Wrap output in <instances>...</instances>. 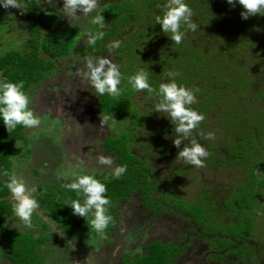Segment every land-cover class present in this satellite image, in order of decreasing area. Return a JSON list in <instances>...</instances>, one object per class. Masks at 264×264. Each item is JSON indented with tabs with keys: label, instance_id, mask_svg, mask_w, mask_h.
<instances>
[{
	"label": "rangeland",
	"instance_id": "1",
	"mask_svg": "<svg viewBox=\"0 0 264 264\" xmlns=\"http://www.w3.org/2000/svg\"><path fill=\"white\" fill-rule=\"evenodd\" d=\"M42 3L53 6L54 9L61 14L60 27H65L67 25L78 26V32L81 34V37L77 44V48L84 46L88 42V33L86 32L87 23L85 22L87 17L77 12L78 18H66L62 14L63 0H52V3H48L44 0ZM20 12V9L12 7L5 9L4 7H0V54L19 46L25 37V26ZM218 32V28L216 30H210V34L216 35L215 38L218 37ZM222 37L223 36L220 35L219 41H224ZM249 43H251V45L249 44L247 49L242 50L238 55L241 61L245 59L246 56H250V46L253 47L251 48L253 51L252 58L256 61H264V49L261 48L255 40L250 42V38ZM155 45V43L151 42L140 54L147 55L150 52L155 53ZM122 47L125 54L123 53L121 58L123 62H130L131 68H128L126 66L127 64H124L122 67L124 71L121 73V83L119 85L121 94L115 96L118 100H121L122 103L119 104L120 107H117V109H102L100 114L95 113V108L97 106L96 99L97 97L100 99V95L95 94V90L78 74L87 71L85 67V59L87 56L85 54H73L69 57L58 59L56 61L55 72L43 79L30 91L29 108L34 114L39 116L41 125L38 129L25 128L26 140H20L16 143L15 153L11 157L10 167L11 177L15 175L17 178L23 179L27 187L36 188V192L32 194L35 199L39 194H41L42 197L49 194L53 196L57 194L59 196L62 192L66 191V186L74 181L75 176H73L72 173L83 175L106 170L109 172L107 176L112 175V169L105 168L104 166L102 167L97 160L98 156L108 154L106 151H103L104 149L100 145L101 140L106 136L136 134L137 144L133 148L135 150L138 148L142 154H149L150 156L152 154L153 156L154 151L150 149L154 146L153 144L150 146V136L152 135V127L149 126L150 119V124H152L153 127L163 126V121L161 122V120H163L162 117L166 116L154 111L155 105L160 100V97L155 93L149 94L147 91H142L135 92L134 95L130 97L126 96V92L128 93L129 88L131 92H134L128 80L135 75L134 72L131 71L135 58L134 51L131 48ZM166 48H168V46H166ZM171 50L174 49L171 48ZM243 54L244 56H242ZM172 55L173 58L174 55L176 56V60L181 64L180 66H182V69H184L183 65L185 66L186 62V65L191 67L193 64L198 65L200 61L198 59L199 57L197 58V56L189 54L187 55L189 58L183 57L186 62L183 61L182 64V57H179V52L172 51ZM100 57L111 59L119 67L118 61L120 60L113 54V51H109V46H107L96 58ZM159 60L161 61V58ZM163 60L164 57L162 58V61ZM148 64L153 65V62H149ZM197 65L190 68L192 70L186 71L185 75L183 74L184 78L182 73L181 75L175 76V78L188 81L193 78V73L196 74L197 71H195V69L198 68ZM250 65L252 66L253 63H250ZM230 67H227L224 73L220 75L222 81H225L224 79L227 78L229 81L227 93H225L226 97H222L223 94L219 93L221 90L215 92L211 90L207 94L208 98L204 99V106L207 108H215L208 113V122L206 123L207 127L210 129L207 133H213L215 138L207 139V143L211 149L215 146L216 141H222V144L228 145L229 150L233 149L232 145L236 147L238 146V142H234L233 139L229 137V134L236 131L237 133H241L240 138L242 141H245L249 153L242 155L241 160H237L235 164L237 168L236 171L229 167H227L229 171H226V168H223V170L220 169V171L226 175L225 178L220 176L216 170H205L203 173L204 182L208 185L213 184L215 187L220 185V181L224 179H229L230 181L233 180L234 177L235 182H233V189L238 190L233 191L232 195L225 199L221 205H216L215 202L210 199L207 200L206 196L201 195L203 193L199 191H196V195L192 201L184 200L182 197L177 196V192L181 191V188L179 189V185H177L178 183L170 179L165 183L167 188L166 192L156 193L154 195V201H160L161 203L165 202L163 205L167 209L162 208L164 209L162 214H157L154 217L150 216L149 219L144 218L142 222L138 223V221H140L139 215H145L150 212L155 204L152 205L153 202L149 199L150 196H145L144 205L146 208L139 207L141 201H139L137 194H135L132 196L130 202L126 204V207L118 203L112 204L115 225L110 230H107L104 237L96 233L90 238L81 234L76 236L69 235V233L63 230L64 227L62 228L58 225L57 220L50 214L48 208L38 201L39 208L33 213L31 228L26 227L15 214L7 220V226L17 232H30L34 235L46 234L49 237V241L41 244L38 248L43 264H120L122 262L121 256L125 253H127L129 257H136L143 253L146 245L145 241L150 242L155 239H160L162 241L167 240L166 234L170 233L166 227L167 222L171 223L174 220L175 224L178 225L180 230L175 231L171 238L174 241H180L182 239L181 223L184 218L182 213H188L194 218L200 215L202 217L201 219L204 218V220L207 219L211 221L212 224H218L220 229L225 223L223 220V215H225L230 218L227 223L231 224V228L234 227L236 223L232 221V218H234L237 213V199L244 195L243 192L241 196H238V192L242 185L251 182V176L248 177V174L251 175L250 172L255 158L250 155V151H258L256 156L260 162L258 170L264 171V89H261V91L257 90L258 92L255 91L257 88H264V79L259 77L257 73L255 76L256 88L251 90L249 83L252 77H250V73L246 70H238L239 72L237 71L236 73V70ZM254 71L256 72L257 70ZM210 72L211 71L206 70L202 72V74L206 75L210 74ZM197 74H199V72ZM207 76L208 75L205 77ZM123 78H127L128 80L124 81ZM231 80L232 82L230 83ZM186 87L188 88V86ZM156 90L158 91V89ZM232 93H243L247 96H245L246 99H243V102L240 103V107H238L237 102H235L237 98H232ZM248 98H250V100H248ZM256 100H259V102ZM128 101L130 102L128 103ZM218 107H220V110H217ZM97 116H102V118L107 116L109 119L102 124L100 119V125H98L99 129L96 131L95 127L97 126V119H99ZM216 121H218L219 127ZM168 122L170 121L164 120L165 124ZM214 129L218 134L214 133ZM255 129L258 134H255ZM158 137H160L159 134L155 136V141ZM149 149L150 151H148ZM82 151L87 153L84 159L80 156ZM129 151L132 153L131 149ZM111 155L112 154H110V156ZM80 161H82V163H79ZM127 163L126 160L123 161L124 165ZM154 163H157L156 160ZM78 164L79 166H77ZM165 165L166 164H157L159 168ZM118 166H120L119 163ZM64 173H68V175L65 176L63 175ZM185 173V164H180L178 168H174L171 171L172 176L184 175ZM186 178L180 180V186L184 190H190L192 187L195 188L198 182L193 180L190 181ZM242 178L248 180L242 183L240 182ZM188 186H190V188H188ZM248 189L247 187V189L245 188L244 190L248 192ZM196 190H198V188H196ZM261 191V197H263L262 199L264 200V188ZM8 198L12 201L14 207L15 201L11 193H9ZM78 200L83 203L84 197L81 195ZM65 201L67 205H69V200L67 198H65ZM157 205L158 204H156L155 208H157ZM247 211H250V208H247ZM132 213L134 215H132ZM258 221L259 226H261L262 223L261 230L264 233V222L260 218ZM137 223L143 225V231L137 227ZM200 224L203 229L200 240L208 245H220L222 238L206 231L209 226L206 228L204 223ZM149 233L154 234V236L148 238L149 240L143 239V237H145L144 234L150 235ZM261 237L264 238V235ZM112 239L116 241L119 239V242L112 243ZM195 240L198 241L196 244L198 245L200 241L198 238ZM117 243H120L119 246ZM112 253H114V256H112ZM203 253L202 251L198 255H194L198 264H203L201 260ZM185 259H187V256ZM0 264L10 263L0 256Z\"/></svg>",
	"mask_w": 264,
	"mask_h": 264
},
{
	"label": "trees",
	"instance_id": "2",
	"mask_svg": "<svg viewBox=\"0 0 264 264\" xmlns=\"http://www.w3.org/2000/svg\"><path fill=\"white\" fill-rule=\"evenodd\" d=\"M19 2L24 5L20 14L25 26V37L19 46L0 54V82H23L22 90L28 97L34 86L55 72L58 59L73 54L97 57L113 41L121 42L118 48L112 49L113 54L120 60L118 62L121 73L124 71L122 69L124 64L131 68L130 62H123L121 58L123 53L125 54L122 47L124 46L134 51L135 59L131 71L134 74L142 69L148 71V82L154 89H159L161 83L172 82V80L179 86L185 88L188 86V89L192 90L198 89L195 92L197 103L191 107L205 116V122H208V113L215 109L204 106V99L208 98L209 91L221 90L219 93L223 94L222 97H226L225 93H227L229 81L228 78L222 81L220 75L224 73L227 67L231 66L230 68L236 70V73L238 70L249 72L250 77H252L249 83L251 90L256 88L255 76L257 73L259 77L264 79V61H256L252 58L253 51L251 48L253 47L250 46V56H246L242 61L240 56L238 57L242 50H246L249 44L251 45L249 38L250 42L255 40L264 49V15L242 19L240 13L243 8L238 3L232 6L227 3V0H185V3L194 13L192 20L198 25V29L192 32L186 25H182L181 31L184 33V39L182 43L175 44L168 37L171 33H163L160 25L156 23V17H162L165 11L163 5L166 4L167 0H100L101 8L98 11L102 12L105 26L101 29L99 25L93 24L92 19L96 13H92L85 19L87 23L86 32L103 31L104 36L97 40L95 45H89L87 42L84 46L77 48L81 37L78 26L60 27L61 14L53 6L43 4L44 0H19ZM217 28L219 32L218 37L215 38L216 35L210 34V30ZM220 35L223 36L224 41H219ZM151 42L156 44L155 53L140 54ZM172 51L179 52V57H182V64L185 61L183 57H187L189 54L199 57V66L193 64L188 67L185 61L186 64L183 65L184 69H182L175 55L173 58ZM163 57L164 60L162 61ZM149 62H153V65L148 64ZM250 63L253 65L251 66ZM196 65L198 67L195 69L196 74L193 73V78L185 81L183 78L186 71L192 70L190 68ZM206 70L211 71L210 74H206L207 77L202 74ZM169 71L179 73V75L184 74L183 80L176 79L175 76L167 77ZM198 72L200 75L197 74ZM123 80L128 79L123 78ZM261 89L264 88H257L255 91L258 92L257 90L261 91ZM134 93L135 91L131 92L129 88L126 96H133ZM232 95V98H237L235 102H237L238 107H240L243 99H246V95L243 93H232ZM256 101L259 102V100ZM121 103L122 101L116 97L104 94L100 95V99L97 97L96 105L101 113L102 109H117ZM162 118L164 119V117ZM166 119L168 120V118ZM150 123L149 126L151 127ZM171 127L174 125L171 124ZM167 128L156 133L152 138V144L158 143L160 147L165 148L164 151H170V147H172L171 140L167 141L168 139H166ZM254 132L258 134L256 129ZM25 134V127L21 125L9 133L3 120L0 119V256L10 264H43L38 248L41 244L49 241V237L46 234L34 235L30 232H17L7 226V220L14 214L13 203L8 198L10 191L7 188V183L12 178L11 157L15 153L16 143L20 140H26ZM157 134L160 137L156 138L155 141ZM240 136L241 133L236 131L229 134L234 142H238L239 148L247 149L245 141H242ZM136 137V134L133 133L125 136L109 135L103 142V147L114 154L120 166H124V160L128 162L126 172L121 178L116 179L113 176L104 178L97 173H87V175H91L102 182L107 189L105 196L110 200V205L107 206V214L112 217V220L106 232L115 225L112 211L113 203L124 199L134 190H139L143 197L149 196L153 188L148 176V171L151 170L148 168L150 165L148 164L146 167L142 163L138 165V157L133 151L132 153L129 151L136 146ZM237 152L240 159H235L234 164L237 160H241L242 155L249 153L248 151ZM231 153L234 155V151ZM257 153L258 151H250V155L255 158L251 175L248 174V177L251 176V182L242 185L238 192V196H241L243 192L244 195L237 199V213L232 219L236 223L234 227L231 228V224L224 220L225 223L220 229L218 224H212L211 221L204 220V218L201 219L200 215L195 218L198 223H204L206 228L209 226L206 231L222 238L220 246L227 249L225 255L234 254L239 260L250 261V264H264V238L261 237L264 233L261 230L262 223L259 226L258 221L260 218L264 222V203L261 200V190L264 188V171L258 170L260 162L256 158ZM247 180L242 178L240 182L245 183ZM247 187L249 188L248 192L244 190ZM237 190L234 189V191ZM81 195L66 186V191L59 196L49 194L42 197L39 194L36 196V200L48 208L58 225L64 227L63 230L69 235L81 234L90 238L96 233L90 226V221L94 218V211L89 212L88 216L84 218L74 215L69 206ZM65 198L69 200V205H67ZM247 208H250V211H247ZM175 250V244L171 242L151 241L145 246L143 253L131 259L127 256L124 257L121 264H167L177 253Z\"/></svg>",
	"mask_w": 264,
	"mask_h": 264
},
{
	"label": "clouds",
	"instance_id": "3",
	"mask_svg": "<svg viewBox=\"0 0 264 264\" xmlns=\"http://www.w3.org/2000/svg\"><path fill=\"white\" fill-rule=\"evenodd\" d=\"M52 3V0H46ZM229 5L235 6L238 3L242 6L243 11L240 13L242 19H247L250 16L264 15V0H227ZM0 6L5 9L12 7L22 10L24 5L19 0H0ZM101 8L100 0H63L62 14L66 18H78L77 12L88 17L92 13L96 15L92 19V23L99 25L101 29L105 26L102 12L98 11ZM165 9L162 17H156V23L160 25L163 33H171L168 36L175 44L182 43L184 33L181 31V26L186 25L192 32L197 31L198 25L193 22L194 15L192 9L185 3V0H167L163 5ZM88 44L95 45L97 40L104 36L103 31L97 33H88ZM120 41H113L109 45V51L118 48ZM85 67L87 71L78 73L86 80L90 87L95 90V94L110 96H119L121 89V72L116 63L107 57H92L88 56L85 59ZM179 75L169 71L167 77L172 78ZM148 71L140 70L137 74L129 78V83L135 92L147 91L149 94L155 93L160 97L159 102L155 105L156 112L162 113L174 125L173 132L176 135L173 138V145L180 148L181 144L184 147L178 152L177 158L184 163L202 168L205 166L204 161L209 156L208 151L196 139L193 133H196L200 124L204 121L205 116L195 111L191 105L197 103L195 92L198 91L179 86L174 80L168 83H161L158 91L154 89L148 82ZM23 82L11 83L0 82V119L10 133L18 125L29 129H38L41 125L39 116L29 108V97L22 90ZM113 118V117H112ZM109 117L101 118V124L106 122ZM204 139H214L213 133L204 134L197 133ZM185 141H188L185 144ZM98 163L105 168L112 169L114 178L119 179L126 172L127 166L114 165V160L110 155H100L97 157ZM79 163H82L80 161ZM79 166V164L77 165ZM63 175H68L64 173ZM72 183L67 187L78 194H82L84 202L75 200L69 205L74 215L86 218L89 212L94 210V218L90 221L91 229L96 233L105 236L112 217L107 214L110 200L106 198L107 191L105 185L91 175L83 174L76 175ZM13 200L15 201L14 214L18 217L26 227H32L33 213L39 208L37 200L33 197L36 188H29L23 179L12 176L7 183Z\"/></svg>",
	"mask_w": 264,
	"mask_h": 264
},
{
	"label": "flooded vegetation",
	"instance_id": "4",
	"mask_svg": "<svg viewBox=\"0 0 264 264\" xmlns=\"http://www.w3.org/2000/svg\"><path fill=\"white\" fill-rule=\"evenodd\" d=\"M248 100H250V98H248ZM96 101H97V99H96ZM218 108H217V110H218ZM95 113L100 114L98 106H96V108H95ZM97 118H99V119H97V126L95 127L96 131L99 129L98 128V125H100L99 120L102 118V116H100V117L97 116ZM217 119H218V116H217ZM164 120H167V119L164 117V119L161 120V122L163 121L162 122L163 126H157V127L154 126L153 127L152 124H150L152 127V135L150 136V140L152 141V138L156 133H159L162 130H164V128L168 127L166 129L165 135H167V138H166V139H168L167 141L171 140L172 147H170V149H171L170 151H164L163 149H165V148L160 147L158 144L157 145L154 144V146L150 148L152 151H154L153 156L151 154L152 152L150 153L151 154V156H150L149 154H142V152L140 150H138V148L136 150L134 148L132 149V151H136L133 153H135V155L139 159L138 165H140L141 163L145 167L148 164L150 165V167H148V168L151 170L148 171V176H149V179H151V185L153 188L149 194V196H150L149 199L152 200V202H153L152 205L155 204V206L153 207V209L150 210V212H148L145 215L144 214L139 215L140 221H138V223L142 222V220L144 218L149 219L150 216L154 217L157 214H162L164 212V209H167L163 205V203H165V202L162 201L163 203H161L160 201H154V198H155L154 195L156 193L166 192L167 188L165 186L166 185L165 183L170 179L172 181H175L178 183L177 185H179V189L181 188L180 189L181 191L177 192V196L182 197L184 200L192 201L196 195V191H199V192L203 193V194L200 193L201 195L206 196L207 200L210 199L211 201L215 202L216 205L217 204L221 205L222 202L225 199L229 198L232 195V192L234 191V189H233L234 188L233 182H235L234 177H233V180H230V181H229V179H224L223 181H220L219 182L220 185L215 187V186H213V184L208 185L204 182L203 173L205 172V170H216V172H218L220 176L225 178L226 175L223 172H221L220 169L223 170V168H226L227 169L226 171H229V169L227 168V167H229V168H232V170L236 171L237 168H236V165L233 163V161H236L235 159L239 158L237 151H248V148L247 149L239 148V146L235 147L234 145H232L233 149L229 150L228 146L226 144H222V141L221 142L216 141L215 146H213L210 149L208 146V143H207L208 140L204 139L201 135L197 134L199 132L206 134L207 131L210 130L206 125L207 122L203 121L200 124L197 132L193 133V134L196 136L197 141L203 147H205V149L208 151L209 156L204 161L205 166L202 168H197L195 166L186 164L182 160L176 159L178 152L184 147V144H181L179 149L173 145L172 141H173L174 136L176 135V133L173 132L174 127H171L172 123H170V122L165 124ZM216 124L219 127L218 121H216ZM169 127H171V128H169ZM214 133L218 134V132H216L215 129H214ZM106 137H104L101 140L100 145L104 149L103 151H106L109 155L112 154L111 156H114V154L112 152H110L109 150H107L103 147V142L105 141ZM151 141H150V146L152 145ZM187 143H188V141H185V144H187ZM157 146H159V147H157ZM150 149L148 151H150ZM233 151H234V155H231L232 154L231 152H233ZM86 155H87V153H85L83 151L80 153V156L83 157L82 159H84L86 157ZM112 158L114 160V165H118V162L116 161V159L114 157H112ZM155 160L157 163H154ZM161 162H164V163H161ZM157 164H166V165L163 166L162 168H159V166H157ZM180 164H185L186 173L184 175L172 176L171 171L174 168H178ZM97 174L101 175L104 178H109V177L113 176V175L107 176V175H109V172L106 170H102V171L98 172ZM183 178H186L187 180H190V181L193 180L195 182H198V184L195 186V188L192 187V189H190V190L189 189L184 190L180 186V180ZM188 188H190V186H188ZM196 188H198V190H196ZM214 188H216V189H214ZM159 191H161V192H159ZM135 194H137L139 201H141V203L139 202L140 203L139 207H143L145 209L146 208V206L144 205L145 200H144V197L142 196V194L139 190H134L133 192L129 193L124 199L120 200L117 203L122 204L126 207V204H128L130 202L132 196ZM262 198L263 197H261V200L264 203V200ZM156 204H158L157 208H155ZM162 208H164V209H162ZM168 211L171 212L170 210H168ZM176 211H180V210H176ZM182 214L184 215V218L182 219L183 222L181 223V229H182L181 238L182 239L180 241H174L171 238V236L173 235V233L175 231L180 230L178 225L175 224L174 220L171 223L167 222L166 227L168 228V231H170V233L166 234L167 240H165V241H162L160 239L152 240V241L159 240L161 242H171V243L175 244V248H176L175 252H177V253L174 254V258L171 259L170 262L167 264H198V262L195 259L196 257L194 255H198L202 251L204 252L203 257L201 259L203 264H250V261L247 262V261H242L241 259L239 260L237 258V256H235L234 254L228 253L227 255H225V253L227 252V249L222 248L220 245L213 246V245H208L207 243H203L200 240V236L203 234V229L201 228L202 225L200 223H198L196 221V219L193 216H191L190 214H188V213H182ZM132 215H134V214L132 213ZM229 219L230 218L228 216L223 215V220L228 221ZM169 221H171V220H169ZM138 223H137V227L140 228L141 231H143V229H142L143 225L138 224ZM122 233H123V231H122ZM149 234L150 235L144 234L145 237H143V239L145 238V240H149L148 238L154 236V234H152V233H149ZM197 238L200 241L198 243V245H196L198 241L195 240ZM117 241L119 242V239ZM117 241L115 239H112V243H115ZM145 242H146L145 243L146 245L149 243L148 241H145ZM119 244L120 243H117L118 246H119ZM144 249H145V247H144ZM218 255L222 256V257H219ZM112 256H114V253H112ZM126 256L129 259L134 258V257H129L128 254L125 253L124 255L121 256L122 257L121 261ZM186 256H187V259H185ZM193 259H195V260H193Z\"/></svg>",
	"mask_w": 264,
	"mask_h": 264
}]
</instances>
